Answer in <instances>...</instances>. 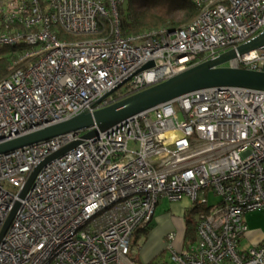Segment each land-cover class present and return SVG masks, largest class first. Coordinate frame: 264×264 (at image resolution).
<instances>
[{
	"label": "built area",
	"instance_id": "1",
	"mask_svg": "<svg viewBox=\"0 0 264 264\" xmlns=\"http://www.w3.org/2000/svg\"><path fill=\"white\" fill-rule=\"evenodd\" d=\"M189 1L198 14L180 29L123 38L120 0H107L112 36L78 41L66 36L96 33L108 13L102 1L0 0V47L24 49L0 78V142L103 108L115 94L164 82L264 32V0ZM221 67L263 72L264 49ZM87 132L0 155V232L20 203L0 239V264H124L161 198L205 209L193 243L170 234L169 263L148 264H264V238L240 247L243 216L264 208V91L201 89L95 137ZM73 143L20 200L30 173ZM209 192L218 197L211 205Z\"/></svg>",
	"mask_w": 264,
	"mask_h": 264
},
{
	"label": "water",
	"instance_id": "2",
	"mask_svg": "<svg viewBox=\"0 0 264 264\" xmlns=\"http://www.w3.org/2000/svg\"><path fill=\"white\" fill-rule=\"evenodd\" d=\"M256 49H264V32L250 42L239 46L236 50L220 54L164 82L142 89L103 108H99L93 112L84 111L72 118L28 132L14 139L2 141L0 142V155L86 130L88 132L83 137L85 139L92 138L99 132H103L138 113L201 89L211 87H241L264 91V71L258 73L221 67L223 64L234 59L236 54L243 55ZM151 66L152 63H148L145 67ZM120 87L118 86L112 90L110 95H113ZM77 144L73 143L63 148L58 153L47 158L40 166L36 167L30 173L18 198L21 200L25 197L36 174L44 164L73 149ZM19 206L20 203L17 201L2 226L0 239L7 232Z\"/></svg>",
	"mask_w": 264,
	"mask_h": 264
},
{
	"label": "trees",
	"instance_id": "3",
	"mask_svg": "<svg viewBox=\"0 0 264 264\" xmlns=\"http://www.w3.org/2000/svg\"><path fill=\"white\" fill-rule=\"evenodd\" d=\"M108 12L97 18L96 33L90 35L66 36L67 40H88L112 36L113 18L109 12L107 0H100ZM198 14V8L189 0H120L116 5L118 31L121 37L142 35L153 31H173L180 29ZM61 34V33H60ZM20 47H0V78L12 68V63ZM119 95V94H118ZM118 95H115L116 99ZM205 207L194 206L184 215L183 245L187 246L196 239L195 221L192 216ZM148 228L138 229L133 235H147ZM131 245V243H130ZM130 253V248H129ZM128 253V257H129ZM159 260L155 258L153 262ZM134 262V261H133ZM152 261L149 263H153Z\"/></svg>",
	"mask_w": 264,
	"mask_h": 264
},
{
	"label": "rangeland",
	"instance_id": "4",
	"mask_svg": "<svg viewBox=\"0 0 264 264\" xmlns=\"http://www.w3.org/2000/svg\"><path fill=\"white\" fill-rule=\"evenodd\" d=\"M208 203L211 205L218 201V197L212 192L207 195ZM169 202L166 198L160 199L159 204L155 207L154 215L151 223L148 226L147 236L140 233L133 235L130 240V253L128 260L124 264H146L153 257L158 256L160 261L169 263V250L166 249L164 244V237L166 234L171 233L174 229L172 227V221L175 220V216L169 213L167 210ZM172 212V211H170ZM201 212L193 214V220L200 215ZM166 215L161 227H156L157 217ZM183 217L180 219L182 224ZM243 221L248 227V232L241 238L240 247L243 250L256 247L264 238V208L256 210L251 213H247L243 216ZM184 224V222H183ZM153 229V231H151ZM134 261V262H133Z\"/></svg>",
	"mask_w": 264,
	"mask_h": 264
},
{
	"label": "crops",
	"instance_id": "5",
	"mask_svg": "<svg viewBox=\"0 0 264 264\" xmlns=\"http://www.w3.org/2000/svg\"><path fill=\"white\" fill-rule=\"evenodd\" d=\"M161 199H163V198H161ZM167 209H168L167 211L169 213H172L175 216L174 217L175 220L171 222L172 225L174 224L172 226V227H174L173 231L171 233L166 234V236L164 237V244H165V242L167 240L168 235H170V234H175V238H176L175 241H176V244H178L181 240H183V229H184L183 222H184V215L188 211V209H190L189 208V203L185 199H183V200H181L180 202H177V203H170L169 202V205H168V208ZM170 211H172V212H170ZM182 217H183V221H182V224H181L180 223V219ZM157 218H158L157 219V225H156L155 228H157L158 226L159 227L162 226L163 221L166 218V215L163 214V215H161L160 217H157ZM151 231H153V229H151ZM155 258H159V257L158 256H155L151 260H149V262H151V261L153 262V260ZM148 263H146V264H148Z\"/></svg>",
	"mask_w": 264,
	"mask_h": 264
},
{
	"label": "flooded vegetation",
	"instance_id": "6",
	"mask_svg": "<svg viewBox=\"0 0 264 264\" xmlns=\"http://www.w3.org/2000/svg\"><path fill=\"white\" fill-rule=\"evenodd\" d=\"M127 94H128V92H126V93H122V94H119V95H118V94H115V95H118L117 98H120L119 100H121V99L127 97V96H128ZM115 95H114V97H113L114 102L119 101V100L116 99Z\"/></svg>",
	"mask_w": 264,
	"mask_h": 264
}]
</instances>
